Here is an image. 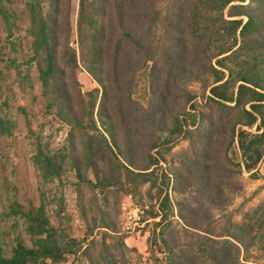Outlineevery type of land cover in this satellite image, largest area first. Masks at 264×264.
Returning <instances> with one entry per match:
<instances>
[{
    "label": "rangeland",
    "instance_id": "rangeland-1",
    "mask_svg": "<svg viewBox=\"0 0 264 264\" xmlns=\"http://www.w3.org/2000/svg\"><path fill=\"white\" fill-rule=\"evenodd\" d=\"M245 1L237 4L246 7L242 11L247 15L259 13L264 5V0ZM52 3L0 0V253L14 259L20 246L38 253L28 264H167L170 255L162 241L164 236L169 239L170 222L183 226L178 203L190 196L177 191L174 175L181 155L189 149V139L183 135L171 147L163 146L158 155L165 159L161 157L151 182L145 184L127 174L113 154L108 124L100 119L103 91L95 78L84 68L66 78L71 85L69 93L77 97L73 116L58 100V81L46 82L47 54L40 50L37 16L51 13ZM80 5L76 0L70 6L73 32L63 51L71 54L79 52ZM174 5L175 1L167 0L159 4V10L164 16ZM229 12L227 8V21L242 20L228 18ZM259 16L256 32L243 41V26L223 24L228 33L223 32L224 41L217 43L232 50L212 60L222 72V80L216 83L213 75L206 74L187 85L194 97L190 107L197 111L187 107V116L199 118L201 113H209L216 86L228 82L237 93L241 83L236 79L245 69L256 64L264 67V13ZM164 33L161 22L159 45L167 44ZM65 70L73 71L67 62ZM137 82L134 98L147 106L151 96L147 71ZM225 91L228 94V86ZM249 131L262 133L257 127ZM231 157L233 164L229 165L239 173L235 182L241 191L233 193L234 200L226 210L212 212L211 227L216 234H223L251 220L255 245L242 253L241 260L243 264H264V225L260 220L264 215V156L253 171L243 164L240 148ZM223 165L228 168V160ZM136 208L145 210L143 220L130 224L131 211ZM162 215L167 220L156 227ZM40 224L49 232H43ZM43 247L53 252V259L43 256Z\"/></svg>",
    "mask_w": 264,
    "mask_h": 264
},
{
    "label": "trees",
    "instance_id": "trees-1",
    "mask_svg": "<svg viewBox=\"0 0 264 264\" xmlns=\"http://www.w3.org/2000/svg\"><path fill=\"white\" fill-rule=\"evenodd\" d=\"M74 1L49 0L53 2L52 12L37 16L42 36L40 50L47 54L46 82L58 81V100L73 116L77 97L69 93L71 85L66 78L83 68L95 78L103 91L99 116L108 124L113 154L127 174L145 184L152 181L161 157L165 159L158 155L163 146L171 147L185 135L189 149L181 155L174 175L177 191L190 196L178 203L183 226L175 227L170 222L169 239L164 236L162 241L170 255L167 264H243L242 253L255 245L251 220L246 226L236 224L233 232L216 234L211 227L215 219L212 212L226 210L234 200L233 193L241 191L235 182L239 173L229 165L233 164V151L240 148L248 171L257 168L263 159L264 67L256 64L245 69L244 75L236 79L241 83L237 93L228 82L216 86L209 113H201L199 118L185 114L194 100L187 85L206 74L213 75L216 83L222 80V72L212 60L232 50L217 43L224 41L223 32L228 33V28H223L229 22L226 9L230 10L228 18H242L230 22L243 26V41L256 32L254 24L264 13V5L259 13L247 15L242 11L246 7L237 4L245 0H171L175 5L163 16L159 4L167 0H80L79 52L71 54L63 49L72 37L70 6ZM161 22L166 45L158 42ZM66 62L73 71L65 70ZM144 71L151 93L147 106L134 98L138 77ZM227 86L228 94L224 92ZM189 110L197 112L193 107ZM256 126L262 133H250ZM226 160L228 168L223 165ZM166 220L162 215L156 227H162ZM260 220L264 225V215ZM40 226L43 232H49L43 224ZM40 250L43 256L53 259L51 250ZM27 251L20 246L14 259L0 253V264H28L37 258L38 253Z\"/></svg>",
    "mask_w": 264,
    "mask_h": 264
},
{
    "label": "built area",
    "instance_id": "built-area-1",
    "mask_svg": "<svg viewBox=\"0 0 264 264\" xmlns=\"http://www.w3.org/2000/svg\"><path fill=\"white\" fill-rule=\"evenodd\" d=\"M131 215L129 217L128 223L132 224L133 221L136 223H140L143 220V216L145 214V210L142 208H136L133 212L131 211ZM131 228L128 227V230H130Z\"/></svg>",
    "mask_w": 264,
    "mask_h": 264
},
{
    "label": "crops",
    "instance_id": "crops-1",
    "mask_svg": "<svg viewBox=\"0 0 264 264\" xmlns=\"http://www.w3.org/2000/svg\"><path fill=\"white\" fill-rule=\"evenodd\" d=\"M257 127V126H256Z\"/></svg>",
    "mask_w": 264,
    "mask_h": 264
}]
</instances>
